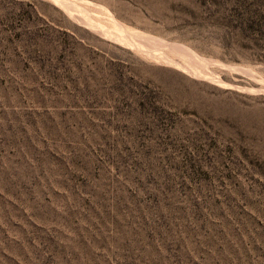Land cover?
<instances>
[{"label":"rangeland","instance_id":"rangeland-1","mask_svg":"<svg viewBox=\"0 0 264 264\" xmlns=\"http://www.w3.org/2000/svg\"><path fill=\"white\" fill-rule=\"evenodd\" d=\"M26 1L54 32L0 50V264H264V0H77L106 35Z\"/></svg>","mask_w":264,"mask_h":264},{"label":"trees","instance_id":"trees-1","mask_svg":"<svg viewBox=\"0 0 264 264\" xmlns=\"http://www.w3.org/2000/svg\"><path fill=\"white\" fill-rule=\"evenodd\" d=\"M37 19L38 15L36 10H33L31 2L0 0V50L9 47L15 41L39 39L41 31H47V34L54 32V29L48 26L40 30Z\"/></svg>","mask_w":264,"mask_h":264},{"label":"bare ground","instance_id":"bare-ground-1","mask_svg":"<svg viewBox=\"0 0 264 264\" xmlns=\"http://www.w3.org/2000/svg\"><path fill=\"white\" fill-rule=\"evenodd\" d=\"M79 1H81V2H83V3H86V5H88V3H90V2H88V1H86V0H79ZM62 2H63V4H64V8H66L67 10H68V12L71 14V15H73V12L75 11V12H77L79 15H81L83 18H84V20H85V22L88 24V25H90V26H92V27H94V28H96V29H98V30H100L101 32H103V33H105V35L106 34H108L107 33V31L104 29V27L103 26H101L100 24H97V23H95L94 21H92V19L87 15V13H86V10H84L85 8L84 7H82V8H84V9H82V8H79V6H78V4H77V0H62ZM80 4V3H79ZM93 4V3H92ZM82 6L84 5V4H81ZM94 6H96V4L94 5ZM88 7H89V5H88ZM96 8H98V7H96ZM81 18V17H80ZM79 20V19H78ZM114 22V21H113ZM118 29V31L120 32V35H119V41H121V42H125L126 41V38H128L129 36H127L125 33L127 32L126 30H125V28H123V27H119V28H117ZM124 33V34H123ZM145 37V36H144ZM130 38V37H129ZM129 42H131L130 43V45H132V46H134L135 44L132 42V39L130 38L129 39ZM154 42H156V43H158V44H160V45H168V46H171V47H173V48H177V47H179L177 44H170V43H166V42H163V41H154ZM138 47V50L140 49V50H142V51H144V53L146 52V53H148V54H150L151 56H153V57H155V58H159V59H164V60H166L167 62H169V63H172V64H174V65H176L177 67H179V68H181L182 70H184V71H186V72H188V73H190V74H193V75H196L197 77L198 76H201V77H208V74H206V73H203V71H199V70H196V69H193V68H191L190 66H187V65H185V64H181V63H179V62H177L172 56L170 57L169 55H167V54H165V52L163 53V52H152L151 50V52L150 51H147V50H144V48H143V46H137ZM146 47V46H145ZM182 47V46H181ZM137 49V48H136ZM148 49V48H147ZM183 49H185L191 56H192V58H194L195 59V61L197 62V63H199L201 66H203V67H206V68H208V66L209 65H212L213 63L212 62H210V61H208L207 59H204V58H202V57H200V56H198V55H196V54H194V53H192V51H190L189 49H187V48H183ZM167 51V50H166ZM183 51V50H182ZM173 58V59H172ZM178 60V59H177ZM160 61V60H159ZM179 61V60H178ZM215 61V60H214ZM160 62H162V61H160ZM215 66V65H214ZM198 67V66H197ZM210 69V68H209ZM205 70V69H204ZM211 70V69H210ZM239 71V70H238ZM209 73V72H208ZM250 75V74H249ZM213 76V75H212ZM216 77V76H215ZM200 78V77H199ZM209 78H211V79H213L212 77H209ZM203 79V78H202ZM222 82V81H221ZM264 86V85H263ZM260 90V89H259ZM264 90V89H263Z\"/></svg>","mask_w":264,"mask_h":264}]
</instances>
